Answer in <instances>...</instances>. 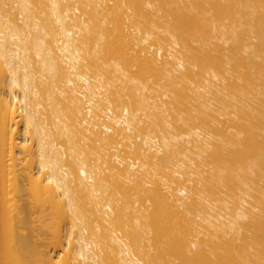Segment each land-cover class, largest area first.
Here are the masks:
<instances>
[{
  "label": "bare ground",
  "instance_id": "obj_1",
  "mask_svg": "<svg viewBox=\"0 0 264 264\" xmlns=\"http://www.w3.org/2000/svg\"><path fill=\"white\" fill-rule=\"evenodd\" d=\"M0 264H264V0H0Z\"/></svg>",
  "mask_w": 264,
  "mask_h": 264
}]
</instances>
